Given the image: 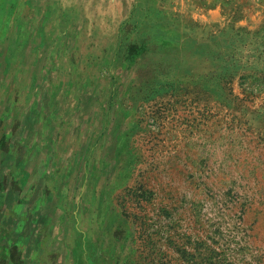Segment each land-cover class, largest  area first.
Instances as JSON below:
<instances>
[{"label": "rangeland", "instance_id": "rangeland-1", "mask_svg": "<svg viewBox=\"0 0 264 264\" xmlns=\"http://www.w3.org/2000/svg\"><path fill=\"white\" fill-rule=\"evenodd\" d=\"M171 1L0 0V264H264V10Z\"/></svg>", "mask_w": 264, "mask_h": 264}, {"label": "crops", "instance_id": "crops-1", "mask_svg": "<svg viewBox=\"0 0 264 264\" xmlns=\"http://www.w3.org/2000/svg\"><path fill=\"white\" fill-rule=\"evenodd\" d=\"M247 4H249V6H246ZM166 6L165 11L173 13L179 12L180 16L187 14V16L189 15L191 19H194L195 10L202 9L201 11L203 15L199 16H205V20H208L211 24H224L226 22L235 23L237 26L242 25L243 27H246L248 31H251V18L253 15L255 16L260 9L264 10V0H201V2L197 5L195 0H172L167 3ZM246 9H250L252 12L248 15L245 13ZM219 11L220 16H217L216 13H219ZM243 21L245 22L243 23ZM187 33L188 34L182 37V40L196 41L200 39L199 36H195L192 32Z\"/></svg>", "mask_w": 264, "mask_h": 264}, {"label": "trees", "instance_id": "trees-1", "mask_svg": "<svg viewBox=\"0 0 264 264\" xmlns=\"http://www.w3.org/2000/svg\"><path fill=\"white\" fill-rule=\"evenodd\" d=\"M162 264H169V261L166 260Z\"/></svg>", "mask_w": 264, "mask_h": 264}]
</instances>
